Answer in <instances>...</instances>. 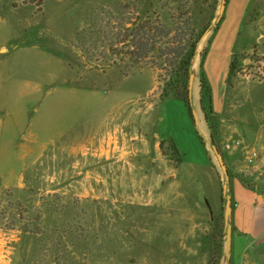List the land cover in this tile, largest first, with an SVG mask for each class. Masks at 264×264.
Listing matches in <instances>:
<instances>
[{"label": "rangeland", "instance_id": "obj_1", "mask_svg": "<svg viewBox=\"0 0 264 264\" xmlns=\"http://www.w3.org/2000/svg\"><path fill=\"white\" fill-rule=\"evenodd\" d=\"M220 6L0 0V264H227L226 197L233 210L264 192V0L237 34L213 32ZM185 14L210 27L191 68L197 124L182 98L161 100L155 53L139 61L129 38Z\"/></svg>", "mask_w": 264, "mask_h": 264}, {"label": "trees", "instance_id": "obj_2", "mask_svg": "<svg viewBox=\"0 0 264 264\" xmlns=\"http://www.w3.org/2000/svg\"><path fill=\"white\" fill-rule=\"evenodd\" d=\"M223 20L221 18L220 22L216 24L213 29L214 33L219 32ZM136 21H139V19ZM135 26L136 23H134L133 27ZM149 26V23H143L137 29L135 28V32L129 35L134 46H137V57L141 61L155 53V69L165 74L161 81V100H167L170 96L182 98L188 116L192 123L195 124V115L189 91V79L192 75L191 68L196 57L198 45L210 27L208 26L201 33H198L193 19L186 14L178 19H171L167 25H158L156 23L154 36H149L150 31H152ZM208 54L209 50L207 48L201 55L199 84L201 110L206 123L210 126L213 115L212 90L204 71V64ZM197 138L203 145L198 133Z\"/></svg>", "mask_w": 264, "mask_h": 264}, {"label": "crops", "instance_id": "obj_3", "mask_svg": "<svg viewBox=\"0 0 264 264\" xmlns=\"http://www.w3.org/2000/svg\"><path fill=\"white\" fill-rule=\"evenodd\" d=\"M251 0H230L225 10V22L218 32L228 27L238 33ZM237 36V35H236ZM236 38L230 42L224 56L230 59ZM251 199H235L231 216V264H264V192L248 189Z\"/></svg>", "mask_w": 264, "mask_h": 264}, {"label": "water", "instance_id": "obj_4", "mask_svg": "<svg viewBox=\"0 0 264 264\" xmlns=\"http://www.w3.org/2000/svg\"><path fill=\"white\" fill-rule=\"evenodd\" d=\"M226 5H227V0H221V6H220V10H219V18H218L217 22H220L221 18H223L224 13H225V9H226ZM193 82H194V77L191 75L190 79H189V91H190V93L193 90ZM195 124H197L196 121H195ZM212 150H213V153H214V155L217 159V162L220 166L222 174L224 176L225 184L222 188V191H223V195L226 196L228 194L229 188H230V177L227 173L226 167H225L223 160H222L221 156L219 155L217 149L215 147H213ZM231 216H232V200L229 196H227L226 197V203H225V210H224V223L226 226L225 259H226L227 264H230V258H231L232 228L229 225V221L231 219Z\"/></svg>", "mask_w": 264, "mask_h": 264}, {"label": "bare ground", "instance_id": "obj_5", "mask_svg": "<svg viewBox=\"0 0 264 264\" xmlns=\"http://www.w3.org/2000/svg\"><path fill=\"white\" fill-rule=\"evenodd\" d=\"M197 92H198V91H197V89H196V94H197Z\"/></svg>", "mask_w": 264, "mask_h": 264}]
</instances>
